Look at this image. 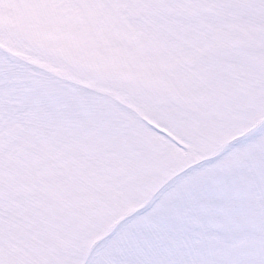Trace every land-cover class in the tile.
<instances>
[{
  "label": "snow or ice",
  "instance_id": "obj_1",
  "mask_svg": "<svg viewBox=\"0 0 264 264\" xmlns=\"http://www.w3.org/2000/svg\"><path fill=\"white\" fill-rule=\"evenodd\" d=\"M129 2L180 114L225 131L126 205L122 128L0 64V264H264V0Z\"/></svg>",
  "mask_w": 264,
  "mask_h": 264
},
{
  "label": "rangeland",
  "instance_id": "obj_2",
  "mask_svg": "<svg viewBox=\"0 0 264 264\" xmlns=\"http://www.w3.org/2000/svg\"><path fill=\"white\" fill-rule=\"evenodd\" d=\"M148 15L129 0H0V64L80 90L126 133L137 162L112 189L126 205L225 131L180 114L144 47Z\"/></svg>",
  "mask_w": 264,
  "mask_h": 264
}]
</instances>
